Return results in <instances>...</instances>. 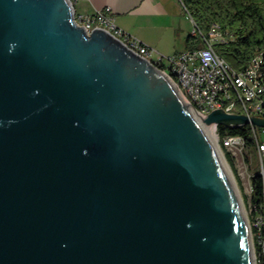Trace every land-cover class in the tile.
Segmentation results:
<instances>
[{"label": "water", "instance_id": "water-1", "mask_svg": "<svg viewBox=\"0 0 264 264\" xmlns=\"http://www.w3.org/2000/svg\"><path fill=\"white\" fill-rule=\"evenodd\" d=\"M192 108L72 0H0V264H256L206 127L264 117Z\"/></svg>", "mask_w": 264, "mask_h": 264}, {"label": "built area", "instance_id": "built-area-1", "mask_svg": "<svg viewBox=\"0 0 264 264\" xmlns=\"http://www.w3.org/2000/svg\"><path fill=\"white\" fill-rule=\"evenodd\" d=\"M75 14L77 21L89 31L105 28L130 49L163 69L197 114L207 116L221 108L229 113L264 117V54H257L243 70H236L214 48L216 42L226 38L217 23L212 25L207 36L195 24L194 34L202 38L203 46L166 56L118 26L110 7L94 14H78L75 10ZM250 125L259 157L256 173L262 177L264 191V127ZM213 126L218 147L225 148L234 157L244 153V136L228 134L221 138L218 124ZM250 208L251 228L264 251V202H250Z\"/></svg>", "mask_w": 264, "mask_h": 264}, {"label": "trees", "instance_id": "trees-1", "mask_svg": "<svg viewBox=\"0 0 264 264\" xmlns=\"http://www.w3.org/2000/svg\"><path fill=\"white\" fill-rule=\"evenodd\" d=\"M182 2L196 26L206 36L213 24L217 23L220 26L226 38L216 42L214 48L236 70H243L257 54L261 52L264 54V0H182ZM189 41L194 44L191 49L203 46V40L200 42L197 35H190ZM218 133L221 138L228 134L244 136L248 150L245 154L247 162L251 161L250 155H257V144L250 124L237 127L219 124ZM223 149L235 169L234 156ZM251 185L253 189L251 201L264 202L262 177L258 173L252 175ZM255 245L259 264H264L263 247L257 239Z\"/></svg>", "mask_w": 264, "mask_h": 264}, {"label": "crops", "instance_id": "crops-1", "mask_svg": "<svg viewBox=\"0 0 264 264\" xmlns=\"http://www.w3.org/2000/svg\"><path fill=\"white\" fill-rule=\"evenodd\" d=\"M74 1L78 14H94L110 7L118 26L163 55L179 54L194 46L189 37L195 35V22L182 0Z\"/></svg>", "mask_w": 264, "mask_h": 264}, {"label": "rangeland", "instance_id": "rangeland-1", "mask_svg": "<svg viewBox=\"0 0 264 264\" xmlns=\"http://www.w3.org/2000/svg\"><path fill=\"white\" fill-rule=\"evenodd\" d=\"M73 5L75 4V1L72 0ZM200 42H202L201 37L198 36ZM213 129V136L214 139L216 138V131L215 126H212ZM247 148L244 150V153L242 155L236 156L235 158V163H236V168L234 169L232 167V165L230 164V162L228 161L225 151L224 149L219 147V152L221 153V156L224 158L225 163L228 165L230 171H231V177L233 178L234 182H235V186L236 189L238 191V194L240 195L244 207H245V211H246V215L249 221V225H250V229H251V233H252V237H253V242H254V257H255V263L259 264V259H258V254L256 251V245H255V237L253 234V230L251 228V222H252V215H251V208H250V201H251V197H252V190H251V177L254 173L257 172V163L259 160V157L256 156H252L250 155V162H247L246 158H245V154L247 152ZM249 153V152H248ZM250 154V153H249ZM243 187V188H242ZM243 189L246 190V192L244 193ZM240 190V191H239Z\"/></svg>", "mask_w": 264, "mask_h": 264}, {"label": "bare ground", "instance_id": "bare-ground-1", "mask_svg": "<svg viewBox=\"0 0 264 264\" xmlns=\"http://www.w3.org/2000/svg\"><path fill=\"white\" fill-rule=\"evenodd\" d=\"M192 112H193V115L194 116H196L197 117V113H196V111L192 108ZM215 130V129H214ZM206 132H207V134H208V136L211 138V140L213 139V141H214V143H215V145H216V141L214 140V136H213V129H212V127L211 128H209V127H206ZM221 154V153H220ZM224 159V158H223ZM224 165H225V167H226V170L228 171V173L230 174V176H231V171H230V169H229V167H228V165L225 163V161H224ZM233 179V178H232ZM234 181V180H233ZM235 183V182H234ZM236 186H237V184H236ZM240 191V190H239ZM240 201L242 202V199H241V197H240ZM246 212V211H245Z\"/></svg>", "mask_w": 264, "mask_h": 264}]
</instances>
